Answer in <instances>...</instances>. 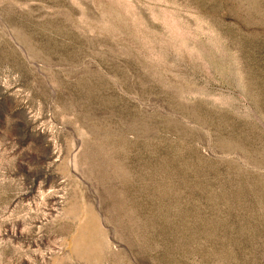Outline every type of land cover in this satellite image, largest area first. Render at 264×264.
<instances>
[{
  "label": "rangeland",
  "instance_id": "rangeland-1",
  "mask_svg": "<svg viewBox=\"0 0 264 264\" xmlns=\"http://www.w3.org/2000/svg\"><path fill=\"white\" fill-rule=\"evenodd\" d=\"M0 264H264V0H0Z\"/></svg>",
  "mask_w": 264,
  "mask_h": 264
}]
</instances>
